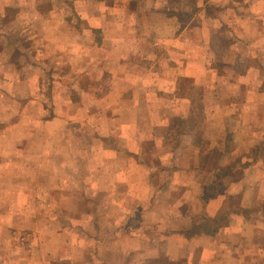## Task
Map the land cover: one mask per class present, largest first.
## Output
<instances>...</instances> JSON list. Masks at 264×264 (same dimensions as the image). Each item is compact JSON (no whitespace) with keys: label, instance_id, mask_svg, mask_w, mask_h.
<instances>
[{"label":"crops","instance_id":"0c3cea01","mask_svg":"<svg viewBox=\"0 0 264 264\" xmlns=\"http://www.w3.org/2000/svg\"><path fill=\"white\" fill-rule=\"evenodd\" d=\"M3 1L0 11L21 8L14 6V0ZM80 1L74 10L81 28L67 43V55L62 56L63 66H74L73 50L76 52L78 68L71 74L77 82L74 92L91 95L96 107L123 104L119 107L129 109L123 124L130 122L127 114L136 107L156 111L153 108L164 105V109L153 121L158 126L151 123V113L146 110L145 123L133 116V123L124 126L129 130H123L126 133L118 136L109 130L103 135V139L125 141L122 150H108L122 160L101 172L97 168V180L87 186L95 194L90 197L92 204L98 205L93 208V238L91 243L75 241L70 252L60 249L61 264H264V45H252L255 51L262 49L259 53H247L244 46L246 49L231 58L223 37L215 36L220 30L216 25L210 23L203 37L192 38L197 28L191 29L189 21L182 25L175 11L164 9L163 0ZM40 2H36L35 12L40 11ZM210 2L205 0V13L208 6L221 11L220 16L222 11H234L238 27L244 16L249 17V8L257 10L255 4L248 7L238 1L233 7ZM61 16L58 23L66 28L69 22L66 15ZM256 18L253 14V21ZM204 19L222 25L212 15L206 14ZM50 20L46 15L43 21L35 20L36 30L43 27V33H51L54 25ZM45 38L50 43L53 37ZM29 39L33 41V37ZM57 43L63 49L62 42ZM182 44L189 49H180ZM196 44H203V51L197 47L189 51ZM47 48L54 47L47 43ZM44 68L47 76L43 82H55L59 73ZM116 76L124 77L131 86L127 89L131 103H117ZM10 77L14 73L2 74L0 80L10 81ZM137 92L139 101L133 95ZM65 103L74 105L73 101ZM196 107L201 108L200 116ZM88 115L87 119L71 115L48 120L94 125L96 114ZM137 124L141 125L134 131L138 135L132 131ZM64 136L60 131L50 138L65 141ZM75 136L78 140L84 133L77 131ZM89 138L101 140L95 135ZM106 175V181L99 179ZM1 176L2 170L3 188ZM13 198L0 195V264H19L15 250L10 252L12 260L6 259L9 252L4 247L6 237L20 228V217L1 209V205L13 203ZM100 212L106 218L101 223Z\"/></svg>","mask_w":264,"mask_h":264},{"label":"rangeland","instance_id":"374dc122","mask_svg":"<svg viewBox=\"0 0 264 264\" xmlns=\"http://www.w3.org/2000/svg\"><path fill=\"white\" fill-rule=\"evenodd\" d=\"M7 1L3 2L7 3ZM134 1L137 2V0ZM163 1L164 9L175 11L182 25L189 21L192 23L191 29L197 28L195 36L194 33L191 34L192 38L203 37L207 29H210V23L216 25L215 29L220 30L215 36L223 37L228 56L231 58L235 56V53L239 54L240 51L246 49L244 46L248 48L247 53H252L255 51L253 44L257 48L264 45V28L262 27L264 25V0H211V4L216 5L217 3L225 7H233L236 1L238 4L243 2L248 7L255 4L256 12H252L249 8V17L244 16V23H241L240 27L235 21L234 11H222L220 16L221 11L214 6H208L205 13V0ZM36 2L39 0H14V6L21 7L20 12H17L19 9L14 8L12 11H0V75L14 73V77L9 79L12 82L0 80V170H2L1 179L4 183L3 188H0V195L14 196L13 203L3 204L1 209L4 213L14 212L20 217L17 220L20 228L14 230L15 234L12 237L9 235L6 237L4 247L8 248L9 256L6 258L8 261L12 260L11 250H15L17 254L15 258L16 261L19 260V264H43L44 262L61 264L60 261L64 258L60 257L63 255L61 250L70 252V247L75 241L91 243L93 238V208L97 209L98 205L92 204L90 197L95 194L87 186L93 179L97 180L98 173L103 169L112 167L111 164L114 161L121 162L122 160H118L117 156H112L115 152L109 151H113L111 147L122 150L121 147L125 141H120L118 138L103 139V135H107L105 132L109 130L118 133V136L126 133L123 130H129L124 126L133 123V116L141 118V122L145 123L143 114L146 110L152 115L149 114L151 123L158 126L154 122L161 115L164 105L160 109L153 108L160 114L156 111H149V108L136 107V111L132 109L131 113L127 114V117L132 116L128 117L130 122L123 124L125 121L123 115L129 110L119 107L123 104L109 109L103 106L96 107L91 95L74 92L73 87L77 86V82H74L75 78L71 74L75 73L78 68L76 52L73 50L75 55H71L72 59H75L74 66L72 64L63 66L62 56L64 53L67 55L69 48L66 51V46L77 34L76 32L80 31L81 21H78L74 7L83 1L41 0L40 11L35 12ZM135 2L131 7L135 6ZM206 14L217 17L222 25L205 20ZM253 14L257 16L254 19L256 22L253 21ZM44 15L47 18L51 16L50 21L54 25L51 33H43V27L40 30L35 28L37 23L34 21L39 18L43 21ZM61 15H66V20L69 22L66 28L58 23L62 19ZM10 21L13 22L11 26H9ZM44 35L53 37L50 43L46 38L42 39ZM30 37H33V41L29 39ZM255 39L253 43L252 40ZM57 42H62L63 49ZM47 43L50 47H54L51 51L47 48ZM183 47L180 49H189L187 46L183 45ZM196 47L197 50L203 51L204 45L196 44L195 47L192 45L189 51ZM259 50L262 51L260 48L255 52L259 53ZM35 56L39 59L35 60ZM44 62H47V66ZM79 63L81 64L80 61ZM44 67L53 73H59L55 82H43V78L47 76ZM115 71H117L116 68ZM61 78L63 81L59 83ZM122 78L124 77L116 76L119 90L117 103L119 100L126 102L130 100L129 103H131V93L127 90L131 86H127V82ZM83 85L86 86V83ZM183 85L186 86V83ZM49 86L51 92H48ZM13 90L14 92L11 93ZM31 92L34 93L29 96ZM133 95L136 101L141 98L140 92L133 93ZM65 101L69 103L73 101L74 105H68ZM200 111L201 108H195L199 116ZM88 114H96L94 125L76 124L71 120L67 124L53 122V119L48 120L50 116H69V118L78 116L87 119ZM114 116L116 121L111 122ZM18 119L23 122L21 124L12 123ZM139 125L132 126L133 133L137 135L138 131H134L139 129ZM15 127L18 128L14 130ZM60 131L65 132L64 137L67 138L65 141L50 138L55 132ZM77 131L84 133L83 139H76ZM91 135L98 136L101 140L89 138ZM118 150H116L117 153ZM61 163L66 164V167H59ZM106 177L107 175L105 179L101 177L99 179L106 181L108 179ZM13 181L16 186L14 192L11 189ZM81 214H83L82 217ZM99 216L100 223L101 219L106 220L102 212ZM61 232L65 233L60 235ZM10 238L13 240L11 241ZM5 252L6 255L7 250ZM72 254L75 255L74 252Z\"/></svg>","mask_w":264,"mask_h":264}]
</instances>
